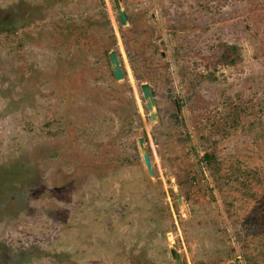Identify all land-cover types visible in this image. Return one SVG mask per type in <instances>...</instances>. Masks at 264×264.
I'll return each instance as SVG.
<instances>
[{
	"label": "rangeland",
	"instance_id": "obj_1",
	"mask_svg": "<svg viewBox=\"0 0 264 264\" xmlns=\"http://www.w3.org/2000/svg\"><path fill=\"white\" fill-rule=\"evenodd\" d=\"M174 252L264 264V0H0V264Z\"/></svg>",
	"mask_w": 264,
	"mask_h": 264
},
{
	"label": "water",
	"instance_id": "obj_2",
	"mask_svg": "<svg viewBox=\"0 0 264 264\" xmlns=\"http://www.w3.org/2000/svg\"><path fill=\"white\" fill-rule=\"evenodd\" d=\"M124 17V15H123ZM110 57H111V60L113 62V65H114V71H115V75L118 79H121L123 78L124 76V73H123V70L119 64V60H118V57H117V54L115 52L111 53L110 54ZM144 93H145V96H147L149 98V107L150 108H153V105H154V97H153V94L152 92L149 90V87L148 86H144ZM140 144H141V147H143V143H142V140H140ZM144 161H145V164L147 166V169L152 172V161H151V158L149 156V154L147 152H144ZM174 257L176 258L177 260V264H181L180 262V256L178 254V252H174L173 253Z\"/></svg>",
	"mask_w": 264,
	"mask_h": 264
}]
</instances>
